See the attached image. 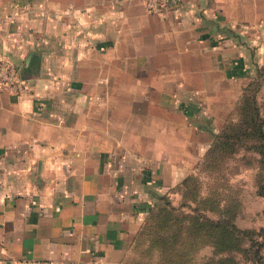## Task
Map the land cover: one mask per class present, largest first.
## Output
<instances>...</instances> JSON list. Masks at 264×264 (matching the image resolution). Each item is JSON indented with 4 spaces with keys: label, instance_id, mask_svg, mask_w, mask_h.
<instances>
[{
    "label": "crops",
    "instance_id": "crops-1",
    "mask_svg": "<svg viewBox=\"0 0 264 264\" xmlns=\"http://www.w3.org/2000/svg\"><path fill=\"white\" fill-rule=\"evenodd\" d=\"M0 60L24 82L0 85L2 264H120L208 147L199 107L264 65V0H0Z\"/></svg>",
    "mask_w": 264,
    "mask_h": 264
},
{
    "label": "rangeland",
    "instance_id": "rangeland-1",
    "mask_svg": "<svg viewBox=\"0 0 264 264\" xmlns=\"http://www.w3.org/2000/svg\"><path fill=\"white\" fill-rule=\"evenodd\" d=\"M248 81L253 83L251 89H256L255 102L264 131V65L257 66L249 74ZM240 96L241 91L237 98L232 97L231 106L219 110L215 117H207L204 108L199 107V110L203 109V113L200 110L198 114L205 125L214 122L210 143L194 167L163 191L162 195L169 203L167 226L156 228L158 221L150 220L149 234L140 237L134 234L122 264H259L252 258L248 236L242 233L248 230L252 239H264V195L259 194L264 180V161L252 149L253 139L246 138L242 145L219 156L211 162V168L207 167L208 162L206 167L197 168L214 136L229 121H238L236 104ZM186 177H189L188 185L183 186L181 182ZM156 202L151 203L141 224L150 208L162 205V202ZM193 209L211 220L231 223L234 231L222 227L211 233L202 231L191 236L187 226L195 221L190 219L196 213ZM174 222L182 223V228L177 229ZM259 255L264 264V246L259 249Z\"/></svg>",
    "mask_w": 264,
    "mask_h": 264
},
{
    "label": "trees",
    "instance_id": "trees-1",
    "mask_svg": "<svg viewBox=\"0 0 264 264\" xmlns=\"http://www.w3.org/2000/svg\"><path fill=\"white\" fill-rule=\"evenodd\" d=\"M252 82L248 81L241 88V96L237 102L236 109L238 110L239 119L236 123H226L222 129L214 136V141L211 146L206 150L203 156V162L198 163L197 168L206 165L212 166L211 162H214L216 159H219V156L224 155L229 152L234 146L242 145L246 138H252L254 143H252V149L260 156L261 160L264 161V131L262 129L263 120L259 116L258 107L255 102V92L256 89H251ZM206 167V166H204ZM189 177H186L182 180L181 185H188ZM263 186L259 189V194L264 195V180L262 181ZM162 202V205L156 206V208H150L146 218L143 223L140 225L135 236H146L150 232L152 223L150 220L157 222L156 228H163L167 226L168 218L166 217L169 208V203L162 194H158L154 201ZM156 202V203H157ZM192 211V210H191ZM193 211L196 212L195 209ZM194 218L195 221L189 222L187 230L191 236H196L202 231L211 233L212 230H218L222 227H229L233 229L234 227L229 222H223L222 220H211L199 213L190 216V219ZM201 219V220H200ZM174 226L177 229L182 228V223L174 222ZM242 233L249 238V244L252 250V258L256 263H263L261 256L259 255V249L264 246V239L257 240L250 237L248 230H243ZM136 238V237H135ZM135 240V239H134ZM163 244H166V241H163ZM123 261L120 263L122 264Z\"/></svg>",
    "mask_w": 264,
    "mask_h": 264
},
{
    "label": "built area",
    "instance_id": "built-area-1",
    "mask_svg": "<svg viewBox=\"0 0 264 264\" xmlns=\"http://www.w3.org/2000/svg\"><path fill=\"white\" fill-rule=\"evenodd\" d=\"M145 11L151 15L162 16L163 14L174 12L181 5V0H141ZM0 85L12 87L17 91L23 88L24 82L18 76L16 69L11 63L0 62ZM4 259L0 256V264ZM9 264H81L78 261L69 260L65 263L52 259H10Z\"/></svg>",
    "mask_w": 264,
    "mask_h": 264
}]
</instances>
